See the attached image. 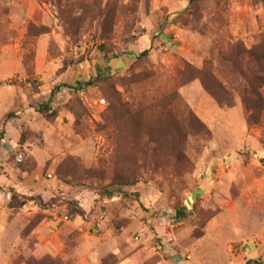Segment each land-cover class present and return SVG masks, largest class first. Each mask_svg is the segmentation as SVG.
Wrapping results in <instances>:
<instances>
[{
  "label": "rangeland",
  "instance_id": "374dc122",
  "mask_svg": "<svg viewBox=\"0 0 264 264\" xmlns=\"http://www.w3.org/2000/svg\"><path fill=\"white\" fill-rule=\"evenodd\" d=\"M232 55L264 80V0H0V264H264V113ZM200 70L231 107L180 85Z\"/></svg>",
  "mask_w": 264,
  "mask_h": 264
},
{
  "label": "trees",
  "instance_id": "16d2710c",
  "mask_svg": "<svg viewBox=\"0 0 264 264\" xmlns=\"http://www.w3.org/2000/svg\"><path fill=\"white\" fill-rule=\"evenodd\" d=\"M148 54V51H144L138 56H136V59H141L146 57ZM238 56H230L229 60L227 62L232 65V68L235 70V74L239 77V85L241 90L238 92V97L241 100V103L243 105V108L245 112H252L253 114L257 113H264V100L262 97L258 94L256 87L263 84L264 80L253 75L251 71H247V73L241 68V66H238L236 60ZM226 61V60H225ZM238 61V60H237ZM257 63H259V68L264 70V57L259 58L257 60ZM191 76L188 78H185L182 80L180 85L184 86L188 82L192 80H198L201 84V87L203 90L211 96L219 105H223L226 107H231L232 105V98L229 92L226 90V88L218 81L216 76L212 72H206V70H200V71H194ZM96 81H100L102 79V74L100 76H97ZM94 85V82H88L86 86H92ZM66 86L56 87L50 94V97L46 104L41 105L38 108V112L41 114L47 115V118L54 119L56 117V112L52 110L51 104L55 97V95L59 92L61 88H65ZM8 117H12L9 115ZM250 118V117H249ZM3 137V133L0 134V142ZM119 193L123 197H133L135 200H138L137 194H130L123 192L120 185L113 184L110 186V189H104L102 194L100 195L102 199H112L113 196ZM13 201L15 202V206L21 208L30 200L21 198V200H16V196H13ZM186 208H182L176 211V220L180 221L182 219L186 218ZM79 213V212H77ZM244 264H261L258 261L255 260H247Z\"/></svg>",
  "mask_w": 264,
  "mask_h": 264
},
{
  "label": "crops",
  "instance_id": "0c3cea01",
  "mask_svg": "<svg viewBox=\"0 0 264 264\" xmlns=\"http://www.w3.org/2000/svg\"><path fill=\"white\" fill-rule=\"evenodd\" d=\"M189 88L190 87H193L194 89H196V91H197V94L201 97V98H203V96H204V93H203V91L201 90V88H200V86H199V84H196V83H192L190 86H188ZM200 88V90H199V88ZM200 91V92H199Z\"/></svg>",
  "mask_w": 264,
  "mask_h": 264
}]
</instances>
